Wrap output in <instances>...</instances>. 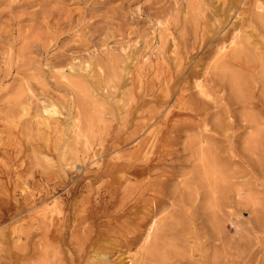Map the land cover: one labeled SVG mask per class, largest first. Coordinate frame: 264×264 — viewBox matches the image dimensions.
<instances>
[{"label": "rangeland", "instance_id": "obj_1", "mask_svg": "<svg viewBox=\"0 0 264 264\" xmlns=\"http://www.w3.org/2000/svg\"><path fill=\"white\" fill-rule=\"evenodd\" d=\"M257 6L0 0V264H131L117 228L166 178L203 182L200 216L216 186L218 264H264V67L231 44L264 50Z\"/></svg>", "mask_w": 264, "mask_h": 264}, {"label": "bare ground", "instance_id": "obj_2", "mask_svg": "<svg viewBox=\"0 0 264 264\" xmlns=\"http://www.w3.org/2000/svg\"><path fill=\"white\" fill-rule=\"evenodd\" d=\"M122 1H125V0H122ZM127 1H130V0H127ZM199 7H200V5H199ZM257 9L258 10H264L262 6H257ZM263 14H264V11H263ZM263 14L259 13L257 15V18L259 20H263L264 19ZM156 16H157V14H156ZM158 25H160V24H158ZM233 35H234V33L232 34V36ZM174 38L175 37H173L172 39H174ZM251 39L252 38L249 36L246 38L242 37V35L241 36H238V35L235 36L234 40L231 42V44H234L236 47L232 51V58L244 60L243 57H245L247 59L246 62L250 63L251 66L257 65V66L264 67V50L262 51V49H261L262 47L260 46V43L257 42L256 39H253L252 41H251ZM160 43H161V41H160ZM173 45H175V44H173ZM226 47L223 46L221 48L222 52L224 50H226ZM217 48H219V47H217ZM174 50H175V48H174ZM18 56L20 57V55H18ZM52 57H54V56H52ZM61 65H63V63L59 62V63H56L54 66H61ZM13 66H15V65H13ZM231 68H233V67H231ZM11 71H13V70H11ZM211 71L214 72L213 70H211ZM218 71H219V69H218ZM228 78H229L228 82L230 81L229 83L231 84L230 89L233 92V97L234 96L241 97V91L244 89V85L246 83V77L238 71H233L228 75ZM262 80H264V79H262ZM69 87H70V85H69ZM81 87H82V85H81ZM196 87H199V85ZM202 87H200V88H202ZM202 89H204V88H202ZM28 92H29V89H28ZM200 93L202 94L203 90H201ZM198 94H199V92H198ZM210 94H209V96H210ZM81 100L79 101V105L82 107L83 111L86 113L89 108L84 103L85 101L82 102ZM213 100H215V99H213ZM239 100H240V98H239ZM243 101L245 102V100H243ZM215 105H213V106H215ZM75 108H76V106H75ZM49 112H51V115H52V113H56L55 107ZM91 120H92V118L89 121H91ZM86 129H88V128H86ZM81 130L83 131V128ZM78 133H80V131ZM193 140H194V138H193ZM195 140H196V138H195ZM195 142L196 141H194V143ZM186 147H188V146H186ZM187 149H186V151H187ZM194 151H196V150H194ZM210 156H211V154H210ZM188 159L190 160V158H188ZM209 168H211V167H209ZM212 172H214V171L212 170ZM226 179H227V177H226ZM150 183L151 184H149L148 186L151 187L152 188L151 190L153 191V193H155V194H150V196H153V198L150 200L149 199L145 200L144 205L142 207L143 208L142 210H138V211L133 212L132 218H130L129 221H126L127 225L125 224V225L117 228L118 232L120 231L119 233L123 237V240H124L123 245L125 246V248H127V250H129V251L136 249V255L133 258L131 257L132 258L130 260L131 264H218V261L216 260V258H213V256H212L213 253L215 254L216 247H218V246H216V242H217L216 240H217V235H218L217 226H216V218H217V216H216V205L217 204H216V196H215V194L217 192L216 188H215L216 186L213 183L209 182V184H208V186L210 188L209 192H203L205 194L204 198L209 197V200L207 199L205 201V206H207L206 203L208 204L207 201H209V205L207 206L209 209V212L207 214L204 213L203 216L202 215L200 216L199 210L201 209V204H200L198 199H199L200 195L202 194L201 190L204 187V184L201 180L191 179V180H185V181H181V182H174V181H172L171 178H166V179H160V180L156 179L155 181L150 182ZM155 185H158L160 187L159 191L154 190ZM168 208H171V210L169 212L165 213L166 211H168ZM190 209H192V213L189 212ZM163 213H165V215H164V217H162L160 219L159 215L163 214ZM199 219H200V224H199ZM109 229H110V227H109ZM106 232H108V230ZM203 248H205L204 253H203ZM99 256H100L99 264H117L116 261H114L113 263L110 262V257H109L110 255L108 256V254H100ZM125 259H128V258H122L119 260L118 263L119 264L125 263L124 262Z\"/></svg>", "mask_w": 264, "mask_h": 264}]
</instances>
